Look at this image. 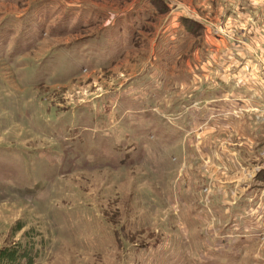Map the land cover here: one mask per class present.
I'll return each mask as SVG.
<instances>
[{
	"label": "rangeland",
	"instance_id": "1",
	"mask_svg": "<svg viewBox=\"0 0 264 264\" xmlns=\"http://www.w3.org/2000/svg\"><path fill=\"white\" fill-rule=\"evenodd\" d=\"M220 38L264 55V0H0V264H264Z\"/></svg>",
	"mask_w": 264,
	"mask_h": 264
},
{
	"label": "crops",
	"instance_id": "2",
	"mask_svg": "<svg viewBox=\"0 0 264 264\" xmlns=\"http://www.w3.org/2000/svg\"><path fill=\"white\" fill-rule=\"evenodd\" d=\"M233 39L235 38H230L228 41L227 38L226 40L220 38L216 44L219 46L224 43L223 46H225L231 43L232 45L225 52L226 56L215 59L214 63L218 67L215 65L213 91L216 95L220 94L219 96L250 97L252 104L261 106L264 103V83L262 82L264 81V55L259 52L252 54L248 49L234 46ZM226 105L232 106L230 103ZM243 120V126L247 130H254L258 133L257 138L261 137L263 141L264 120L260 118L259 112H247ZM247 149L252 150L250 146H247ZM262 155L264 156V152Z\"/></svg>",
	"mask_w": 264,
	"mask_h": 264
},
{
	"label": "built area",
	"instance_id": "3",
	"mask_svg": "<svg viewBox=\"0 0 264 264\" xmlns=\"http://www.w3.org/2000/svg\"><path fill=\"white\" fill-rule=\"evenodd\" d=\"M263 74H264V71H263Z\"/></svg>",
	"mask_w": 264,
	"mask_h": 264
}]
</instances>
